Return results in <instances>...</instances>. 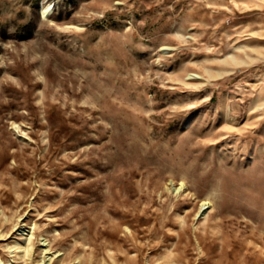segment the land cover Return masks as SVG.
<instances>
[{
    "label": "rangeland",
    "instance_id": "obj_1",
    "mask_svg": "<svg viewBox=\"0 0 264 264\" xmlns=\"http://www.w3.org/2000/svg\"><path fill=\"white\" fill-rule=\"evenodd\" d=\"M0 264H264V0H0Z\"/></svg>",
    "mask_w": 264,
    "mask_h": 264
},
{
    "label": "bare ground",
    "instance_id": "obj_2",
    "mask_svg": "<svg viewBox=\"0 0 264 264\" xmlns=\"http://www.w3.org/2000/svg\"><path fill=\"white\" fill-rule=\"evenodd\" d=\"M43 14H45V11H43Z\"/></svg>",
    "mask_w": 264,
    "mask_h": 264
}]
</instances>
